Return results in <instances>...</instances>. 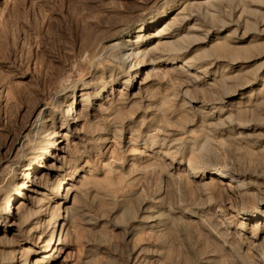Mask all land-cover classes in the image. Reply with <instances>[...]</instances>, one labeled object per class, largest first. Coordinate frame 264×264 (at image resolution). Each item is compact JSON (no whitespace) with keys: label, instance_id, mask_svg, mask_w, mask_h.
I'll list each match as a JSON object with an SVG mask.
<instances>
[{"label":"rangeland","instance_id":"rangeland-1","mask_svg":"<svg viewBox=\"0 0 264 264\" xmlns=\"http://www.w3.org/2000/svg\"><path fill=\"white\" fill-rule=\"evenodd\" d=\"M35 258L264 264V0H0V264Z\"/></svg>","mask_w":264,"mask_h":264},{"label":"bare ground","instance_id":"bare-ground-1","mask_svg":"<svg viewBox=\"0 0 264 264\" xmlns=\"http://www.w3.org/2000/svg\"><path fill=\"white\" fill-rule=\"evenodd\" d=\"M179 14H181V13H177L174 17H172L171 18V20H174V19H176V17H178L179 18ZM181 16V15H180ZM177 20V19H176ZM167 25H169V24H167ZM178 25V24H177ZM164 26H166V25H164ZM144 27V26H143ZM141 28V27H140ZM163 28V27H162ZM158 29V30H160V31H157L156 33H153L151 36H149V38H150V40L151 39H156V38H158V37H160V35L162 34V32L164 31L163 29H166L167 28V26H166V28L164 27L163 29ZM173 28V27H172ZM161 30H163V31H161ZM166 30H169V27H168V29H166ZM141 31V29L140 30H138V32H140ZM196 31V30H195ZM171 33H173V32H171ZM140 34V33H139ZM197 35V34H196ZM137 37V36H136ZM161 38V37H160ZM189 39V38H188ZM144 41V40H143ZM126 42H129V40H127ZM151 42V41H150ZM149 42V43H150ZM142 43V42H141ZM166 43V42H165ZM219 43V42H218ZM123 44V43H122ZM127 44V43H126ZM168 44H171V43H168ZM124 46H125V44H123ZM141 45V44H140ZM139 45V46H140ZM138 46V47H139ZM134 49V48H133ZM125 50V49H124ZM128 50V49H127ZM142 51V50H141ZM144 51V50H143ZM147 51H149V50H146V52ZM134 52V51H133ZM138 52V51H137ZM136 52V53H137ZM145 52V51H144ZM143 52V53H144ZM146 52L144 53V54H146ZM138 54V53H137ZM140 54H142V53H140ZM147 54H148V52H147ZM147 54L145 55V56H147ZM125 55H128V58L129 57H131V56H134V53H125ZM136 55V54H135ZM139 55V54H138ZM143 55V54H142ZM137 56L138 58L139 57H144V56ZM149 55V54H148ZM136 57V56H135ZM134 57V58H135ZM165 57V56H164ZM205 70V69H204ZM134 75V74H133ZM131 79V78H130ZM107 85H109V84H107ZM105 86V85H104ZM102 87V86H101ZM76 94V93H75ZM80 94V93H79ZM83 95V94H82ZM72 96V95H71ZM70 96V97H71ZM74 96V95H73ZM106 96V95H105ZM99 97V96H98ZM102 97V96H101ZM97 100H99V99H97ZM72 103H73V100H72ZM72 108H74L73 107V105H72V107H71V109H70V107H69V109L70 110H73ZM69 111V110H68ZM77 111V110H76ZM73 113V112H72ZM77 114V113H76ZM74 119H76L75 117L73 118V120ZM77 120V119H76ZM224 120V119H223ZM71 121V120H70ZM72 122V121H71ZM76 122V121H75ZM69 123V122H68ZM48 127V126H47ZM240 127H242V126H240ZM41 128H43V127H41ZM44 129V128H43ZM48 129V128H47ZM47 129H44V131H46ZM42 130V129H41ZM49 131V130H48ZM48 131H46V134L48 133ZM45 133V132H44ZM67 133V132H66ZM49 135V134H48ZM65 136V135H64ZM45 137V136H44ZM54 137H62V135H56V136H54ZM46 138V137H45ZM63 138V137H62ZM65 138H67V136L65 137ZM55 139V138H54ZM61 140V139H60ZM56 145V141H53V147ZM60 148H61V146H60ZM58 150V149H57ZM155 151V150H154ZM158 151H160V150H158ZM62 152V151H61ZM161 152V151H160ZM57 153V152H56ZM158 154H159V152H158ZM164 155V154H163ZM58 156V155H57ZM54 157H56L55 155H53L52 156V158H54ZM58 158V157H57ZM60 160H62V157H61V159ZM59 161V160H58ZM189 162V161H188ZM54 163V162H53ZM193 163V162H192ZM187 164V163H186ZM190 164H191V162H190ZM191 165H193V164H191ZM48 166V165H47ZM188 167L187 168H190V166H189V164L187 165ZM45 167V166H44ZM191 170V169H190ZM49 171V170H48ZM73 173H75V171H73ZM43 174V173H42ZM78 174V173H77ZM76 174V175H77ZM220 174V173H219ZM48 175V174H47ZM78 176V175H77ZM228 176V175H227ZM233 176V175H232ZM42 177H43V175H42ZM30 178V177H29ZM47 178H48V176H47ZM215 178H219V176H216ZM72 179H73V177H71V179L69 178V180H71L72 181ZM75 179V178H74ZM220 179V178H219ZM64 180H66L65 178H62V179H57V181H56V183H55V185L53 186V188H52V195L55 193L57 196H58V193H59V191L62 189V185H63V181ZM68 180V181H69ZM221 182V181H220ZM68 183V182H67ZM71 186H72V184H70ZM68 187H70V186H68ZM63 189L65 190V188L63 187ZM68 191H70V189H66V192H67V195L70 193V192H68ZM23 196V195H22ZM61 196V195H60ZM63 196V195H62ZM49 197V196H48ZM50 199H52V198H50ZM11 201V200H10ZM9 201V202H10ZM8 202V203H9ZM12 202V201H11ZM45 203V202H44ZM48 203V202H47ZM64 203V202H63ZM48 204H50V203H48ZM62 204V203H61ZM11 205V204H10ZM46 206V205H45ZM54 206V205H53ZM61 206V205H60ZM10 206L8 207V211L10 210ZM60 209V208H59ZM53 211V210H52ZM8 214V213H7ZM257 214V213H256ZM3 215V214H2ZM8 217V216H7ZM256 218V217H255ZM56 222V221H55ZM241 222V221H240ZM240 224V223H239ZM242 224V223H241ZM13 225V224H12ZM238 225V224H237ZM14 226V225H13ZM242 226V225H241ZM238 228V227H237ZM240 228H243V227H240ZM239 229V228H238ZM49 243H50V239L49 240H45L42 244V246L41 247H48L49 246ZM24 250H26V249H24ZM26 255H27V253H26ZM25 255V256H26ZM264 259V258H263ZM38 260V259H37ZM36 258H35V262H34V264H36ZM40 261V260H39ZM38 262V261H37ZM18 263V262H17ZM40 263V262H39ZM43 263V262H42ZM20 264V263H19ZM38 264V263H37Z\"/></svg>","mask_w":264,"mask_h":264}]
</instances>
